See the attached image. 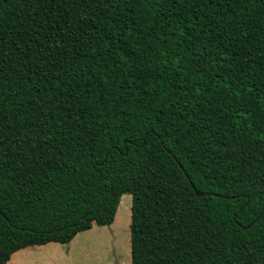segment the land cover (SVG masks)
<instances>
[{"label":"trees","instance_id":"16d2710c","mask_svg":"<svg viewBox=\"0 0 264 264\" xmlns=\"http://www.w3.org/2000/svg\"><path fill=\"white\" fill-rule=\"evenodd\" d=\"M125 194L132 264H264V0H0V264Z\"/></svg>","mask_w":264,"mask_h":264},{"label":"rangeland","instance_id":"374dc122","mask_svg":"<svg viewBox=\"0 0 264 264\" xmlns=\"http://www.w3.org/2000/svg\"><path fill=\"white\" fill-rule=\"evenodd\" d=\"M130 222L131 195L128 194L122 197L114 223L110 226L94 224L91 230L81 232L74 244V247L79 244L78 247L70 249L67 244L53 242L25 248L19 255L33 256L34 261L28 264H107L112 252L115 264H127L126 249L131 252Z\"/></svg>","mask_w":264,"mask_h":264},{"label":"crops","instance_id":"0c3cea01","mask_svg":"<svg viewBox=\"0 0 264 264\" xmlns=\"http://www.w3.org/2000/svg\"><path fill=\"white\" fill-rule=\"evenodd\" d=\"M125 195H128V194H125ZM120 204H121V202H120ZM119 208V207H118ZM117 215V214H116ZM115 219H116V217H115ZM115 221V220H114ZM114 223V222H113ZM112 223V224H113ZM111 224V225H112ZM130 224H131V222H130ZM110 226V225H109ZM91 230V229H90ZM88 231V230H87ZM84 232V231H83ZM81 233V232H80ZM80 233L71 241V243L68 245L69 247H70V249L73 247V248H76V247H78V245L77 246H75L74 247V244H75V242L77 241V239L79 238V236H80ZM129 241H130V247H131V225H130V239H129ZM81 242H82V240H81ZM53 243V242H52ZM55 243H57V242H55ZM49 244V243H48ZM61 244V243H60ZM28 248V247H27ZM129 248V247H128ZM23 250H25V248L24 249H21V251L19 250V251H17L16 253H14L13 255H12V257H11V259L8 261V263L7 264H10L11 262H15L16 261V263L15 264H28V262H30V261H34V257L33 256H28V255H19V254H21V252H23ZM61 253H64V252H61ZM126 253H128V260H127V264H132V257L130 258V254H131V252H130V250H127L126 249ZM122 256H123V259L126 261V258L124 257V255H123V253H122ZM15 260V261H14ZM115 261H114V258H112V252L110 253V255H109V257H108V262H107V264H115L114 263ZM124 264H126V262H124Z\"/></svg>","mask_w":264,"mask_h":264},{"label":"water","instance_id":"95a60500","mask_svg":"<svg viewBox=\"0 0 264 264\" xmlns=\"http://www.w3.org/2000/svg\"><path fill=\"white\" fill-rule=\"evenodd\" d=\"M180 167L184 170V172H185L186 175L188 176L187 172L185 171L184 167H183L181 164H180ZM188 178L190 179L189 176H188ZM196 193H197L198 196H203V193H202V192L197 191ZM250 226H251V225L246 226V227H244V228H248V227H250Z\"/></svg>","mask_w":264,"mask_h":264}]
</instances>
